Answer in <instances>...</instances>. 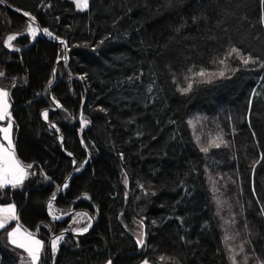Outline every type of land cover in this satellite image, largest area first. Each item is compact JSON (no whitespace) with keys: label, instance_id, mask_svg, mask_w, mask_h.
Returning a JSON list of instances; mask_svg holds the SVG:
<instances>
[{"label":"trees","instance_id":"1","mask_svg":"<svg viewBox=\"0 0 264 264\" xmlns=\"http://www.w3.org/2000/svg\"><path fill=\"white\" fill-rule=\"evenodd\" d=\"M3 3L51 33L31 39L0 3V88L16 157L32 166L21 186L0 189V204L44 243L40 264L50 235L75 227L48 220L53 197L57 214L95 218L89 232L63 236L53 264H264V0ZM54 40L68 52L56 66ZM232 48L256 63L233 54L225 69ZM54 66L59 107L47 121L59 134L41 119L54 108ZM200 67L225 77L182 93ZM217 137L219 148L201 151ZM21 255L2 229L0 264Z\"/></svg>","mask_w":264,"mask_h":264},{"label":"snow or ice","instance_id":"2","mask_svg":"<svg viewBox=\"0 0 264 264\" xmlns=\"http://www.w3.org/2000/svg\"><path fill=\"white\" fill-rule=\"evenodd\" d=\"M2 2L3 0H0V3ZM74 2L76 4V7L81 11L86 10L89 6V0H74ZM24 15L28 16L27 13H25ZM28 31L33 36H35L37 33V29L34 28L31 23L28 25ZM44 32L48 35H51V33L47 32V29H44ZM15 39V35L8 36L7 46L11 47L12 41ZM61 43H63V41H61ZM233 54L240 58L241 62L244 65H248L249 63H256V61L251 57H243L239 50L236 48H232L229 51L227 57L225 59H220L218 63L220 65H224L226 69V59L231 58ZM213 63H216V61H214ZM260 66L264 67V64H261ZM235 70L237 69H233V71ZM189 72L191 73V75L185 77V80L188 81L187 87L179 89L182 93L190 92L193 88V82L211 83L212 79L214 78L225 77L224 69H221L219 71H209L204 67H200L197 70H193L190 68ZM2 75L3 73H0V76ZM197 77L201 79L197 80ZM8 97L9 93L3 89H0V121H8L7 126L0 127V133L3 134V139L7 141V146H5L4 144H0V188H4L9 185H11L12 187H16L17 185L21 184L27 175V169L32 167L31 165L24 166L16 157L14 145L11 139L12 122L11 113L9 111L10 104ZM47 115V113H44L45 119H47ZM222 142V137H217L216 140L211 141L208 147H202L201 151L206 153L208 152L209 147L219 148ZM65 187H67V185H65ZM51 208L52 204L50 203L49 209L51 210ZM18 219L19 218L16 214V209L14 205H9L7 207L0 208V229L6 228L11 221H18ZM88 227H91V225L89 224ZM88 227L79 230V232L81 234L83 232H87ZM7 235L10 243H12L16 248L22 249L23 252L27 253V257L29 258V264H40L41 253L44 249V243L41 240L36 239L35 236H33V234L30 232H22L19 223H17L16 227L10 230ZM227 239L228 237H226V240ZM61 240H63V235L57 236L51 241L50 247L53 253L58 250V246ZM137 243L142 245L143 239L138 240ZM229 251H232L231 248H229ZM230 258L232 259L233 264H236L235 256ZM160 259L163 262L165 258L161 257ZM144 264H148V261L145 260ZM244 264H247L246 259L244 260Z\"/></svg>","mask_w":264,"mask_h":264},{"label":"water","instance_id":"3","mask_svg":"<svg viewBox=\"0 0 264 264\" xmlns=\"http://www.w3.org/2000/svg\"><path fill=\"white\" fill-rule=\"evenodd\" d=\"M1 5L3 6V8H5L7 11L9 12H12L20 17H22L28 24H32V26H34L36 29H37V32L40 36L42 37H45L46 38V35H45V32L44 30L39 26V24L37 23V21L35 19H33L32 16L28 15V16H25L23 12L21 11H17L15 9H13L12 7H10L9 5L5 4V3H1ZM61 41H63V43H61ZM55 44L59 45L62 47V50H63V57L62 58H59L56 63H55V66L58 64V63H62V62H67L68 60V52H67V45H66V42L64 40H54L53 41ZM55 66L53 67V70H52V77H51V85L49 86L48 88V97L50 98V100L52 101L53 105H54V108H48V109H45L41 112V119L47 124V126L53 130L54 132H57V129L55 128V126L53 124H50L47 119H45V116H44V113H47L49 111H55L59 106L54 102V100L52 99L51 97V89L52 87L54 86L55 84V80H54V70H55ZM59 134V133H58ZM74 174V172L72 173ZM72 175L69 176L66 180V182H69L70 179H71ZM64 188V185H62L60 188H59V191H58V194L63 190ZM56 197H53L51 198L49 201H54ZM77 213H84V214H87L86 211H83V210H72L71 212L67 213L61 220L57 221V220H53L47 210V217H48V220L50 222H65L67 220H69L70 217H72L73 215L77 214ZM90 217V225L91 227H88V231L89 232L91 230V228L95 225V218L92 217V216H89ZM30 233H34V232H31V231H28ZM87 232H83L82 234L80 232H77V231H72V230H64L56 235H53V236H50L49 240H48V244H47V260H48V264H53V257H54V253L52 252L51 250V241L52 239L57 236V235H73L75 237H78V236H81ZM142 245L139 244V247H141Z\"/></svg>","mask_w":264,"mask_h":264},{"label":"rangeland","instance_id":"4","mask_svg":"<svg viewBox=\"0 0 264 264\" xmlns=\"http://www.w3.org/2000/svg\"><path fill=\"white\" fill-rule=\"evenodd\" d=\"M73 2H74V0H72ZM75 3V2H74ZM76 5V4H75ZM34 27V26H33ZM35 28V27H34ZM38 33V32H37ZM36 33V34H37ZM28 34L31 36V37H33L34 38V36L28 31ZM12 48V47H11ZM0 89H3V90H5V91H7L8 92V90L7 89H4V88H0ZM8 100H9V97H8ZM9 104H10V100H9ZM217 110H219V109H217ZM9 111H10V108H9ZM12 122V121H11ZM7 123H8V121L7 120H5V121H0V127H4V126H7ZM11 139H12V142H13V139H14V128H13V124H12V129H11ZM0 144H4L5 146H7V141H5L4 139H3V134L2 133H0ZM28 176H29V172H28V169H27V175H26V177L24 178V180H23V182L28 178ZM22 182V183H23ZM22 183L21 184H19V185H17L16 187H19V186H21L22 185ZM6 187H12L11 185H9V186H6ZM5 188V187H4ZM0 189H2V188H0ZM9 205H13V204H3V205H1L0 204V208H2V207H7V206H9ZM49 214H50V216H51V218L53 219V220H59V219H62L66 214H57L56 212H55V210L53 209V206H52V208H51V210L49 209ZM69 220L71 221V223H72V225L73 226H75L73 229H71L72 231H77V232H79V230H81V229H77L76 227H80L82 224H85L87 227H88V219H87V217H86V214H84V213H77V214H75V215H73L72 217H70L69 218ZM16 225H17V221H15V220H13V221H11L8 225H7V227L6 228H4V230H5V237H6V241L10 244V245H12L13 247H15L12 243H10V241H9V238H8V235H7V233L10 231V230H12L14 227H16ZM21 227V226H20ZM2 229H0V231H1ZM21 231L22 232H25L26 230L25 229H23L22 227H21ZM27 232V231H26ZM53 235H56V233H53V234H51L50 236H53ZM137 235L139 236L140 234H138L137 233ZM33 236H35V238L36 239H39L35 234H33ZM57 236H60V235H57ZM57 236H55L54 238H56ZM50 238V237H49ZM53 238V239H54ZM52 239V240H53ZM40 240V239H39ZM19 249V248H18ZM20 251H22V255H21V258H20V260H19V264H29V258L27 257V253H25V252H23V250L22 249H19ZM106 264H109V263H106ZM141 264H144V261L143 262H141ZM148 264H151V263H149L148 262Z\"/></svg>","mask_w":264,"mask_h":264}]
</instances>
